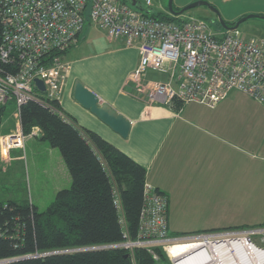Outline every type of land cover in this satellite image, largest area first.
<instances>
[{"label": "built area", "instance_id": "2783aa9c", "mask_svg": "<svg viewBox=\"0 0 264 264\" xmlns=\"http://www.w3.org/2000/svg\"><path fill=\"white\" fill-rule=\"evenodd\" d=\"M149 4L150 0L139 5L123 0H0V62L6 65L0 66V111L12 99L16 119L15 128L0 133L4 159L13 149H24L20 106L58 99L69 68L63 53L75 44L86 22L127 45L138 42V63L129 82L149 102L214 108L239 91L264 106V33L243 37L236 28L213 30L206 20L192 16L157 19L144 14ZM148 71L164 77L146 80ZM37 76L44 83L43 93L35 87ZM36 132L34 127L30 134ZM167 207L166 194L145 182L137 235H126L114 246L130 254L145 247L154 259L158 256L153 247L159 246L172 264H190L187 260L193 255L192 264H245L241 254L255 256V250L264 256V224L174 234L168 229ZM182 242L193 250L174 256L172 248Z\"/></svg>", "mask_w": 264, "mask_h": 264}, {"label": "crops", "instance_id": "0c3cea01", "mask_svg": "<svg viewBox=\"0 0 264 264\" xmlns=\"http://www.w3.org/2000/svg\"><path fill=\"white\" fill-rule=\"evenodd\" d=\"M189 1L192 0H177L176 5L183 7ZM221 2L232 3V8L227 4L220 9L224 21H234L248 12L264 14V0H252L237 9L233 6L237 4L235 0ZM86 23L87 28L93 27ZM100 30L99 38L105 37L106 41L101 48L94 47L81 59L63 57L69 68L58 97L61 107L78 124L98 133L145 166V181L168 198L170 232L185 234L264 223L262 156L255 154L262 152V128L261 134L252 139L254 124L264 127V111L221 113L227 103L243 108L245 96L235 95L238 94L235 91L214 108L184 103L178 109L175 102L171 107L149 102L129 82L131 71L138 63V42L127 45L122 38H109ZM163 77L154 71H148L145 76L146 80ZM75 80L83 82L100 101L130 121L126 137L114 132L73 98ZM55 158L62 170V184H70L66 167L64 171L57 155ZM152 264L172 263L159 260Z\"/></svg>", "mask_w": 264, "mask_h": 264}, {"label": "trees", "instance_id": "16d2710c", "mask_svg": "<svg viewBox=\"0 0 264 264\" xmlns=\"http://www.w3.org/2000/svg\"><path fill=\"white\" fill-rule=\"evenodd\" d=\"M180 8L173 6L176 11ZM144 10L145 15L157 19L180 18L169 10ZM235 21L225 23L234 25ZM0 66L6 67L1 62ZM45 101L46 105L28 101L20 106L22 131L28 135L37 127L39 138L58 149L70 184L57 190L54 199L41 211L28 201H0V264L169 262L159 246L153 247L158 259L145 247H136L130 254L127 249L114 246L124 241L126 235L132 239L137 235L145 166L78 124L58 99ZM174 104L178 109L182 105L177 101Z\"/></svg>", "mask_w": 264, "mask_h": 264}, {"label": "rangeland", "instance_id": "374dc122", "mask_svg": "<svg viewBox=\"0 0 264 264\" xmlns=\"http://www.w3.org/2000/svg\"><path fill=\"white\" fill-rule=\"evenodd\" d=\"M124 1L128 4H134L132 2L144 4L146 0ZM192 1H189L188 3ZM235 1L237 4L234 3L233 6H235L236 9L252 2V0ZM176 2L177 0H172V5L177 7ZM208 2L215 9H211L209 6L199 4L183 11L180 15L204 19L211 25L213 30L218 29V17L223 19V14L220 9L227 4L232 8V3L225 4L222 3L221 0ZM167 4L168 0H150L148 7L153 13L165 12L168 11ZM248 13H245L244 15ZM241 16L243 15L238 16L235 20ZM88 25V23H85L83 30L79 33V36L75 44L71 47L70 52L68 54L65 53V56L63 54L65 59H81L90 53L94 47L99 49L101 48V44L104 45L106 43L105 37H103V39L99 38V32H101L100 28L94 25L93 27L90 26L87 28ZM235 32L239 36L243 37L260 35L264 33V19L250 17L242 21L236 27ZM232 93H229V95ZM235 93H238L235 95L245 96L243 108L227 103L223 105L221 113H247L249 110V112L253 114L262 113V111H264L262 105L253 100V98H251L249 95L247 97V94L245 95L239 91H235ZM229 95L227 97H229ZM13 110L14 104L12 99H9L0 116V133H6L12 128H15L14 126L16 119L13 117ZM201 111H204V109L202 108ZM253 127H255V129L254 133L252 134V139L261 134V128L262 134L264 135V127L261 126L260 123H255ZM262 144V152H255V154L257 157L262 156V216H264V137H262ZM9 154L10 157L8 159H4L0 155V201L13 200L19 203L28 201L29 203L35 205L39 211H41L44 210L54 199L57 190L69 186L67 183L65 185L62 184L64 179L62 177V170L59 168V160L55 158L56 155L58 159H60L61 164L64 167V171L65 166L58 149L49 146L48 142L46 140L40 139L37 133L26 135L23 150L19 148L13 149ZM263 221L264 219L262 222Z\"/></svg>", "mask_w": 264, "mask_h": 264}, {"label": "water", "instance_id": "95a60500", "mask_svg": "<svg viewBox=\"0 0 264 264\" xmlns=\"http://www.w3.org/2000/svg\"><path fill=\"white\" fill-rule=\"evenodd\" d=\"M203 4L209 6L211 9H215L208 1L206 0H195L192 1L183 7H181L178 11L173 9L172 0H168L167 8L170 12L175 13L176 15L181 14L183 11L199 5ZM149 9H147L148 11ZM250 17H258L264 19V15L248 13L246 15L238 18L234 25H228L225 21L218 17L219 25L226 30H234L242 21L250 18ZM34 84L37 90L40 92L45 91V86L42 79L37 76L34 78ZM73 98L85 109H88L91 113H93L100 121L110 127L114 132L118 133L122 137H126L128 135L130 129V121L126 119L122 114L118 113L114 108H112L109 104L100 101L99 97L93 93L90 89H88L83 82L80 80H75L73 83Z\"/></svg>", "mask_w": 264, "mask_h": 264}, {"label": "bare ground", "instance_id": "6f19581e", "mask_svg": "<svg viewBox=\"0 0 264 264\" xmlns=\"http://www.w3.org/2000/svg\"><path fill=\"white\" fill-rule=\"evenodd\" d=\"M83 27H84V25L82 26L81 31L83 30ZM182 243H180V244H178L172 248L173 249L172 252H174V254H173L174 256H180L181 257L183 255L189 254V251L193 250L192 245L188 246V244H186V243L182 244ZM234 246L236 248L238 247V245H236V244H234ZM177 247H179V248H177ZM254 253H256L257 256L256 255L251 256L250 254H247V253L241 254L242 255V258H241L242 262H244L245 264H264V256H262V252L255 250ZM195 257H196V255L191 256L187 260V263H190V264L195 263L194 262ZM183 263H186V261H184ZM179 264H181V263L179 262ZM234 264H237V262L234 261Z\"/></svg>", "mask_w": 264, "mask_h": 264}]
</instances>
